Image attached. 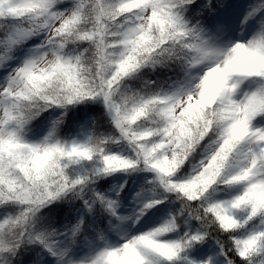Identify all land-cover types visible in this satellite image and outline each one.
Listing matches in <instances>:
<instances>
[{"label":"snow or ice","instance_id":"obj_1","mask_svg":"<svg viewBox=\"0 0 264 264\" xmlns=\"http://www.w3.org/2000/svg\"><path fill=\"white\" fill-rule=\"evenodd\" d=\"M261 8L0 0V264H264V24L237 34ZM117 172L180 207L111 242Z\"/></svg>","mask_w":264,"mask_h":264},{"label":"rangeland","instance_id":"obj_2","mask_svg":"<svg viewBox=\"0 0 264 264\" xmlns=\"http://www.w3.org/2000/svg\"><path fill=\"white\" fill-rule=\"evenodd\" d=\"M251 2L252 0H238V3L243 8H247L249 5H251ZM259 13L264 14V12L261 10ZM257 15L258 12L249 19L248 24L241 26V30H238L237 34L241 36L244 35L248 31V25H252L253 28H258L260 24H264V16L263 18H259ZM113 153L130 155L128 147L116 148ZM126 176L127 174L123 173L121 178L114 182L111 187H109L107 192L111 198L115 197L116 193L121 191V185H124V187L126 186ZM150 176H153V174L150 172H140L138 178L136 179L137 181H135L132 185L129 197L123 203H119V214L124 217H132V219L118 220L115 225L110 227L109 233H107V235L109 236L108 239L111 242L121 241L122 239L128 238L131 235L138 234L140 231H148L151 228L161 224L165 219L168 218L170 213H173L172 205L170 203H166L162 212H159L158 207H155L152 211L147 212L144 216H142L138 222H133L135 219L134 213L138 211L143 202L149 199H155L156 196H158V191L155 186L148 185L145 187L142 185L144 182L150 181ZM224 197V193H218L215 198ZM163 238L174 239L176 238V233H169Z\"/></svg>","mask_w":264,"mask_h":264},{"label":"trees","instance_id":"obj_3","mask_svg":"<svg viewBox=\"0 0 264 264\" xmlns=\"http://www.w3.org/2000/svg\"><path fill=\"white\" fill-rule=\"evenodd\" d=\"M261 3H264V0H252L251 5L259 6ZM260 10L264 12V8H261ZM259 12L260 11H258V13ZM261 16L263 17L264 14L261 13ZM105 127L111 128V125L102 126L101 127V131H104ZM119 147H128L129 154H131L129 146L126 143H124V142H121L120 144H113V145L110 146L112 152L116 148H119ZM202 152H203L202 148H198L197 149L196 153H194L193 156L190 157L189 161H187L186 164L184 165L183 169L181 170L182 174L187 175V174L192 172V169L195 166V164L202 158ZM94 166H95L94 162L93 163H87L85 165V168L87 170L91 171ZM77 171H80V169H77ZM123 173L127 174V176H126L127 177V184L124 187V189L119 192V197H116L118 199L119 203L123 202L129 196V193L131 191V187H132L133 183L135 181H137L136 179L138 178V175H139L140 172H117V173H114V174L109 175V176H102L96 182L97 189L99 191L103 192L106 196L110 197L108 195L107 190L109 189V187L112 186V184L115 181H117L118 179L121 178V175H123ZM152 177L153 176H150V180H152ZM142 185L145 186V187L148 186V185H150V186L153 185V186H155L157 188L158 196H156L155 199H163L164 197H167V199H164V203L163 204L156 206V207H158V211L159 212L163 211V207L165 206L166 203H170L172 205L173 213H175L177 211V209L180 207V203H179V201L176 200L175 194L165 193V192H163V189L157 187L153 183H149V181L144 182ZM153 209L149 210L148 212L152 211ZM86 219L90 220V219H92V217L89 215V216L86 217ZM116 222H117V220L115 218H113V225H115ZM105 224H108L107 220L105 221Z\"/></svg>","mask_w":264,"mask_h":264}]
</instances>
